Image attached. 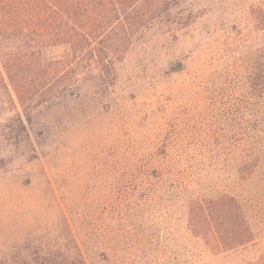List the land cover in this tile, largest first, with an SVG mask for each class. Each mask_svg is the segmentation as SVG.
<instances>
[{"label":"rangeland","instance_id":"rangeland-1","mask_svg":"<svg viewBox=\"0 0 264 264\" xmlns=\"http://www.w3.org/2000/svg\"><path fill=\"white\" fill-rule=\"evenodd\" d=\"M263 3L198 0L189 28L174 36L159 26L146 30L111 55L103 73L93 64L78 87L52 99L37 95L26 110L0 90V262L42 251L79 252L86 264H245L263 253L264 240L247 250H212L187 227V201L127 196L141 174L168 164L191 180L188 157L196 171L211 169L206 157L228 103L210 94L205 73L236 74L250 59L257 66L264 38L252 13ZM235 97L245 105L244 88ZM16 113L29 138L18 135L17 120L4 119ZM218 139L220 152L225 137Z\"/></svg>","mask_w":264,"mask_h":264},{"label":"trees","instance_id":"trees-1","mask_svg":"<svg viewBox=\"0 0 264 264\" xmlns=\"http://www.w3.org/2000/svg\"><path fill=\"white\" fill-rule=\"evenodd\" d=\"M197 2L0 0V90L12 107L19 104L24 110L36 103L37 95L64 96L79 86V75L93 73V64L100 74L112 67L113 56L143 38L146 30L159 26L174 36L176 30L189 28ZM252 16L264 38V3ZM59 49L60 53H51ZM260 53L256 67L250 59L235 66L236 74L225 75L212 67L205 73L210 94L220 92L228 105L225 126L216 132L214 151L206 157L211 169L200 173L191 157L185 159L191 168L188 181L196 188L168 164L166 171L141 174L127 195L130 201H187V227L218 252L247 250L264 240V45ZM237 87L245 89V105L237 103ZM4 119L17 120L18 135L29 138L20 114ZM25 121H31L29 114ZM221 135L225 139L219 152ZM10 261L86 264L79 252L18 253ZM245 264H264V252Z\"/></svg>","mask_w":264,"mask_h":264}]
</instances>
